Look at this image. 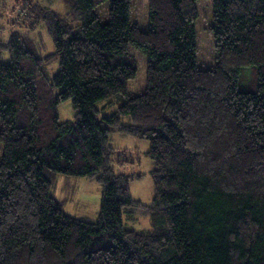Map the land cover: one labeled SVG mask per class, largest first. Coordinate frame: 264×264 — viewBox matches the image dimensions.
I'll list each match as a JSON object with an SVG mask.
<instances>
[{"label":"trees","instance_id":"trees-1","mask_svg":"<svg viewBox=\"0 0 264 264\" xmlns=\"http://www.w3.org/2000/svg\"><path fill=\"white\" fill-rule=\"evenodd\" d=\"M57 1L31 12L53 54L37 56L20 33L0 39V264H264V0H210V70L198 65L204 0H149L148 32L132 24V0H63V16ZM131 46L148 58L138 96ZM68 101L77 114L61 122ZM112 134L150 143V206L115 173ZM61 176L97 178L96 222L63 210ZM131 208L147 210L153 228H126Z\"/></svg>","mask_w":264,"mask_h":264},{"label":"rangeland","instance_id":"rangeland-1","mask_svg":"<svg viewBox=\"0 0 264 264\" xmlns=\"http://www.w3.org/2000/svg\"><path fill=\"white\" fill-rule=\"evenodd\" d=\"M43 0H0V39L8 41L14 33L26 35L29 38V45L32 51L43 58L55 52V47L48 33L45 24H33L36 17L31 14L37 4H43ZM131 21L137 25L143 32L150 29L149 23V0H132ZM48 6V5H44ZM108 4L98 10L101 21H108V14H105ZM52 11L59 15H65L68 6L63 0H58L55 5L50 7ZM200 18L197 21V45H198V65L202 70L215 68L217 61L216 41L210 32L214 25L213 8L210 0H204L198 3ZM34 27V28H33ZM130 54L135 58L138 64V74L136 79L129 83V95L138 96L145 93L147 88V67L148 58L138 48L131 46ZM3 61H8V55H4ZM59 70V60L53 61L46 66V75L48 80ZM255 76L253 68L244 70L241 77V88L246 90L250 88ZM106 103H100L103 108ZM116 109V106L108 107L104 114L110 115ZM77 111L73 108L72 102L68 101L59 108L60 121H70L75 118ZM111 145L116 148L114 154L113 167L117 175H126L132 180L129 188L132 197L150 206L155 196V186L153 171L155 165L147 156L150 149V143L145 140L125 137L119 134H112ZM2 147V145L0 144ZM1 155V152H0ZM1 160V156H0ZM141 177L138 179L137 177ZM102 185L97 178H72L61 176L59 178L55 196L63 205L65 212L78 218H87L94 222L99 219ZM124 224L126 228L135 230H150L153 228V219L147 210L139 208L126 209L124 211Z\"/></svg>","mask_w":264,"mask_h":264},{"label":"crops","instance_id":"crops-1","mask_svg":"<svg viewBox=\"0 0 264 264\" xmlns=\"http://www.w3.org/2000/svg\"><path fill=\"white\" fill-rule=\"evenodd\" d=\"M57 189L55 190V193H56ZM56 197V196H55ZM57 199V198H56ZM69 214V213H68Z\"/></svg>","mask_w":264,"mask_h":264},{"label":"bare ground","instance_id":"bare-ground-1","mask_svg":"<svg viewBox=\"0 0 264 264\" xmlns=\"http://www.w3.org/2000/svg\"><path fill=\"white\" fill-rule=\"evenodd\" d=\"M63 207V206H62ZM64 210V209H63Z\"/></svg>","mask_w":264,"mask_h":264}]
</instances>
